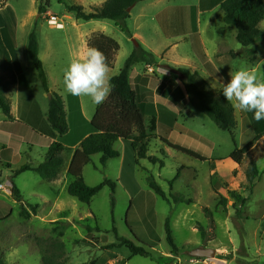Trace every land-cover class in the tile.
I'll use <instances>...</instances> for the list:
<instances>
[{
  "label": "rangeland",
  "instance_id": "obj_1",
  "mask_svg": "<svg viewBox=\"0 0 264 264\" xmlns=\"http://www.w3.org/2000/svg\"><path fill=\"white\" fill-rule=\"evenodd\" d=\"M4 1L1 0L0 4ZM105 1L8 0V10L0 20L2 22L4 19L9 30H17L19 45L21 48L26 47L21 52V68L25 74L21 78H27L39 91L44 90L29 59L27 48L30 35L36 33L40 59L46 62L47 71L51 72L56 56L52 48L48 50L49 41L59 46L60 54L65 52V46L76 43L78 37L74 23L80 25L84 32H103L118 42L120 51L112 67L116 75L137 48L135 40L147 51L158 53L159 65L180 69L173 62L183 61L182 69L198 71L215 92H222V84L230 79L229 73L241 68L251 69L258 77H264V43L257 45V60L252 63L245 56V48L236 40L235 28L226 25L221 18V9L200 15V19L196 14H189L186 25L189 36L167 52L176 41L166 38L164 28L171 29L163 26L161 16H156L168 7L193 6L197 0H147L137 4L127 22L132 37L124 33L114 21H102L101 25H105L106 29L98 31L100 23L78 21L66 9V5L71 4L81 5L90 11ZM205 1L209 4L208 0ZM50 15H56L64 22L65 31L49 26L47 21ZM260 29L264 31V21ZM133 34H136L135 37ZM221 35L225 41L226 56L211 58L225 78L218 81L205 72L195 54L194 44L199 45L205 53L209 50L213 57L211 42L218 40ZM49 54L52 56L48 57ZM143 65H137V69L141 70ZM154 68H158L162 75L153 76L157 84L163 80L159 88L161 92L167 87L172 90L168 84L171 79L180 85V90L172 95L178 107L168 109V117L171 115L168 123L163 121L164 125L160 126L156 139L149 145L148 156L156 157L159 162L153 164L145 159L137 165L136 153L127 143L120 141L116 149L121 153L127 150L124 162L111 159L104 167L101 165L102 156L96 155L83 170V178L88 186L95 187L109 180L116 184L115 193L105 187L90 204H83L68 194L67 187L54 189L50 182L33 171L14 177L13 172L22 166L38 167L44 162L48 149L41 140L35 142L33 147L23 144L16 156L13 150L5 153V159L7 155L12 160L15 156L13 161L10 159L11 162H0V185L9 183L7 192L0 189V219L6 218L12 211L9 218L0 221V257L6 264H42V253L37 241L56 238L57 235L52 232L55 227L53 223L59 220L65 223L62 228L64 237L60 240L65 244L68 264H264V137L245 155L243 164L237 165L230 155L255 138L253 124L246 113L235 110L238 121L235 144L230 133L219 129L209 117L189 103L182 82L173 73L158 66ZM42 91L41 94L44 93ZM49 94L46 101H50ZM23 99L22 111L29 102L25 97ZM5 117L0 109V151L6 146ZM176 144L202 154L207 160L201 161L178 152L172 147ZM251 161L256 162L261 173V179L252 194L245 189V171ZM213 165L215 170L212 169ZM150 175L168 197L180 195L193 203L169 204L150 188L147 181ZM13 177L12 182L8 181ZM13 184L19 189L21 200L13 194ZM55 190L60 192L57 202L53 198ZM234 191L248 199L244 207L232 198L231 192ZM221 198L227 200V212L219 205ZM31 205L39 206L37 215L32 214L30 219L21 217L22 209L30 211ZM205 209H209L213 216ZM236 209H240V217ZM63 215L68 218L64 219ZM168 218L174 241L180 249L175 256L171 254L166 241L165 223ZM201 227L205 237L202 236ZM88 228L92 230L90 240L87 238ZM118 238L129 239L145 247L151 256H132L124 246L107 249L110 245L119 244ZM143 244L156 246L148 249ZM198 247L216 249V257L201 259L188 255L189 251Z\"/></svg>",
  "mask_w": 264,
  "mask_h": 264
},
{
  "label": "trees",
  "instance_id": "obj_2",
  "mask_svg": "<svg viewBox=\"0 0 264 264\" xmlns=\"http://www.w3.org/2000/svg\"><path fill=\"white\" fill-rule=\"evenodd\" d=\"M147 0H106L100 6L92 7L87 11L81 5H66L69 13L75 15L77 20L92 21V20H110L114 21L117 26L127 35L132 37L128 29L127 22L131 18V11L133 8ZM220 6L223 13V21L226 25L232 26L236 30L237 42L245 48V56L253 63L257 60L258 49L257 45L264 43V31L260 29V24L264 21V0H212L211 7ZM202 9L205 6L202 4ZM42 6H40V11ZM166 36L172 32L164 28ZM174 32V31H173ZM174 34V33H173ZM176 36L179 35L175 32ZM88 46L96 47L103 51L107 56V62L112 68L114 66L117 53L120 51V45L114 39L104 35L98 34L93 36ZM194 51L203 68L215 80L223 81V78L217 68L209 61L205 52L194 44ZM28 54L33 63L41 84L46 93H51L52 98L49 101V111L47 121L50 126V131L46 133L51 138L63 137L69 132V125L66 117L65 103L60 95L51 92L49 89L48 77L44 69V64L39 56V42L35 32H32L29 38ZM137 64H145L151 67L159 66L156 56L139 45L134 52L126 60L124 67L120 73L111 79L112 91L107 100L98 105L96 114L92 120L93 132L90 134L76 150L64 147L60 142L55 141L47 151L45 160L38 167H31L29 165L22 166L17 171L13 172L14 177L33 171L37 173L43 180L52 182L61 175L66 157L73 152L71 163L68 169V176L71 179L67 187V192L73 198H76L83 204H90L94 197H96L105 187H109L115 193L116 184L112 181L105 180L102 184L91 187L88 186L83 178L84 167L92 162V157L101 155V165L106 166L111 159H118L120 153L116 150V143L123 141L129 145L136 153V164H140L141 160L148 159L151 163L156 164L159 160L156 157H149V145L152 140L156 139L157 126L156 121L152 117L149 123L146 120L145 114L138 100V88L131 83L130 72ZM184 78L174 75L179 79L185 89L189 103L199 112L209 117L219 129L230 133L233 142L236 144L235 131L238 127V121L235 114V109L231 103L227 102L222 92H215L210 84L197 72H191L187 69H179ZM144 75L142 84L147 83V77ZM157 76V75H155ZM20 84V90L27 92L30 96V90L25 78H18L15 73L14 66L10 54L4 44L0 31V109L8 119H12L11 101L7 97L8 92L12 86ZM168 84L175 91H179L178 84L175 80H169ZM247 117L253 124L255 133L254 141L241 149L235 150L230 159L237 165H242L245 155L254 147V145L264 137V120L257 122L253 119V113L245 112ZM17 142V143H16ZM22 145V139L12 137L8 148L0 152V157H4L8 151H15L18 153ZM172 147L191 157H195L201 161H206L207 158L202 154L195 152L189 148L181 145H172ZM161 165H163L161 163ZM215 165L212 169L215 170ZM246 187L245 189L252 194L256 184L261 179V173L255 161H251L245 171ZM11 178V182L13 181ZM150 188L159 195L163 200L169 204H187L191 205L192 200L186 199L180 195H171L168 197L162 188L157 184L153 176L147 178ZM13 194L18 200L22 199V195L15 184H13ZM232 198L237 204L244 207L248 199L239 196L235 191L231 192ZM219 205L227 212V200L221 198ZM38 205L29 206L30 211L23 208L20 215L25 219H30L32 214L37 215ZM212 217V212L205 209ZM238 217L241 216L240 209H236ZM12 211L7 215L9 218ZM6 218L0 219L3 221ZM53 233L57 235L56 238L48 240L38 239L37 243L42 253V264H68V257L66 253L65 244L60 240L64 237L65 223L56 222ZM61 227V229H59ZM166 241L171 248V254L177 255L179 248L177 247L173 232L168 218L165 223ZM202 236L205 237V231L201 227ZM92 237V230L88 228L87 238ZM119 244H113L107 247L112 249L124 246L132 256L150 257L151 253L143 246L136 245L133 241L126 238H118ZM148 249L155 248L153 246L143 244ZM0 264H6L2 257H0Z\"/></svg>",
  "mask_w": 264,
  "mask_h": 264
},
{
  "label": "crops",
  "instance_id": "obj_3",
  "mask_svg": "<svg viewBox=\"0 0 264 264\" xmlns=\"http://www.w3.org/2000/svg\"><path fill=\"white\" fill-rule=\"evenodd\" d=\"M208 1H209V4H206L205 0H197V3L190 7H187V6L168 7L156 16V18H160L161 16V19H162L161 23H163V26L170 28L171 30L174 31L172 32L170 30L172 34H170L169 36H166L165 34L168 40L176 41L172 45L171 48L166 50L167 52L168 51L170 52L171 49L178 46V43L182 41V39L189 36V33L187 31V26H186L187 16L189 14L191 13L196 14L198 19H200V15L203 16L205 13H213L217 10H220V6L211 7L212 0H208ZM0 3H1V0H0ZM202 4L203 6H205L206 10L202 9L201 7ZM8 6H9L8 0L4 1L3 4H0V17L2 16V14L5 13L6 10H8ZM69 14H72V13H69ZM221 18H223V16ZM3 20H2L3 23L0 20L1 36L10 54L15 73L18 76V78H20L21 76H25L24 71L21 68L20 60L23 59L21 52H24L26 47L21 48V46L18 43L17 30L16 29L9 30ZM78 21H82V20H78ZM102 21H110V20H92V21H88L87 23L89 22L100 23L97 26L98 31H102V30L105 31L106 29L105 25H101L103 24L101 23ZM83 22H86V21H83ZM3 26H6V27H3ZM74 26L76 27V32L78 33L76 43L67 44L65 46L66 48L65 52H62L60 54L59 46H55L51 44V41H49L48 50L52 48L56 56L54 65L51 66V72L47 71L46 62L45 61L43 62L45 70L47 72L50 91L59 94L65 103L66 117H67V121H68L69 128H70L68 134L63 137H57L56 139L51 138L46 135V133L50 131V126L47 121V116H48V111H49V100L48 99L47 101L45 100V98H47L48 93H46L44 90L42 91L41 89V91L44 92L41 94V91H39L37 88H34L32 86V83H30V81L26 78V82L30 90V96L29 94H27L26 91L23 92V95H22L19 83L12 86V88L7 94V97L11 101L12 119H8L5 117V120L3 121V124L6 125L5 130H4V133L6 134V146L3 149H6L9 147L12 137H18L22 139V145L27 144L28 146L31 145L33 147L35 142H37L38 140H41L46 143V147L47 149H49L50 146L55 141H57V142H60L64 147L68 149H72L74 151L80 147L81 143L90 134H92L93 132L92 120L96 114L98 105L93 104L90 101V99L87 97H74L68 94L64 90L63 70L65 69V67H67L69 60L71 58L81 55L83 53L85 48L88 47L89 40L93 36L98 35V34L105 35V33L95 32V30L90 31V32H84L81 29L80 25H77L76 23H74ZM58 30L65 31V24H64V29H58ZM175 32H178L179 35L176 36ZM199 32H202V31H200L199 29ZM135 35L133 34V37H135ZM201 42L203 45H205L204 40H202ZM211 44L212 45H210V49H212L211 53L213 57L210 55L209 50H206V53H205L210 62L213 63L211 58L219 59L220 57L226 56L227 50L225 46V41L223 39V35H221L218 40L212 41ZM166 51L165 53H167ZM153 54L156 56V58H159V56H157L158 53H153ZM51 56L52 54L48 55V57H51ZM137 65H135L130 72V80H131V83L137 86L138 88V100H139L140 106L143 109L145 117L149 115L148 116L149 120L153 117L156 121V126H157L156 135H157L160 126L164 123L163 121L167 122V120L170 119L171 117V115L168 117V113H169L168 109L173 108V107H176V108L178 107V104H176L177 100L172 98V95L175 93V89L171 90L169 87H167L161 92L159 88L163 85V80L157 84L156 78L153 77L155 75H157L158 77L162 76L161 73H159L158 68L149 67L144 64L143 68L141 70H138ZM173 65L182 69V67H184V62L174 61ZM215 67L217 68V66ZM114 70H115L114 68H110L111 79L114 76H116ZM219 73L221 74L222 78H224V76L222 75L220 71ZM144 75H150L146 78L147 79L146 84H142ZM178 88H180V85H178ZM23 97H25L29 102L24 107L25 109L23 108V111H22L21 104H22ZM147 122L149 123V121ZM115 148H116V145H115ZM126 151H127L126 149L124 150V153H121L119 151L120 157L118 159H121L122 162L125 161ZM16 154L17 153H15L14 155L16 156ZM14 155H13V160L15 159ZM72 155H73V152L67 155L63 171L61 175L59 176V178L50 182L54 186V189L55 187H57V190H60L64 187H68V185L70 184L71 179L69 183L67 181L69 178L68 169L71 163ZM10 159L11 161H13L12 158L9 155H7V159H5L4 157H1L0 162L2 160H5L6 162H11ZM8 181H10V179ZM57 190H55L53 194V198L55 199L56 202L59 201V197H60V192H58ZM63 218L65 219L68 217L64 216ZM57 222H63V221L59 220Z\"/></svg>",
  "mask_w": 264,
  "mask_h": 264
},
{
  "label": "clouds",
  "instance_id": "obj_4",
  "mask_svg": "<svg viewBox=\"0 0 264 264\" xmlns=\"http://www.w3.org/2000/svg\"><path fill=\"white\" fill-rule=\"evenodd\" d=\"M107 59L100 49L86 47L63 70L64 90L74 97H87L96 105L104 103L113 87ZM229 76V81L222 84L225 100L237 111L253 113L257 122L264 120V77L247 68Z\"/></svg>",
  "mask_w": 264,
  "mask_h": 264
},
{
  "label": "water",
  "instance_id": "obj_5",
  "mask_svg": "<svg viewBox=\"0 0 264 264\" xmlns=\"http://www.w3.org/2000/svg\"><path fill=\"white\" fill-rule=\"evenodd\" d=\"M135 45L136 47L139 46V43L137 41H135ZM158 67L167 70L171 73H173L174 75L180 76L181 78H184V75L182 74V72L179 69H176L170 65H159ZM52 98V95L49 94V99ZM217 254V250L214 248H204V247H198L195 248L191 251L188 252V255H190L193 258H201V259H213L216 257Z\"/></svg>",
  "mask_w": 264,
  "mask_h": 264
},
{
  "label": "built area",
  "instance_id": "obj_6",
  "mask_svg": "<svg viewBox=\"0 0 264 264\" xmlns=\"http://www.w3.org/2000/svg\"><path fill=\"white\" fill-rule=\"evenodd\" d=\"M47 22L50 27H54L56 29H64V22L61 21L56 15H50ZM8 184L9 183L7 182L6 184L0 185V189L7 192Z\"/></svg>",
  "mask_w": 264,
  "mask_h": 264
}]
</instances>
